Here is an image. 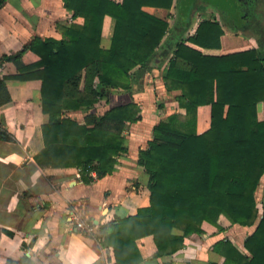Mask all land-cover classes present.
I'll return each instance as SVG.
<instances>
[{"label": "trees", "instance_id": "trees-1", "mask_svg": "<svg viewBox=\"0 0 264 264\" xmlns=\"http://www.w3.org/2000/svg\"><path fill=\"white\" fill-rule=\"evenodd\" d=\"M5 1L0 0V7ZM62 2L73 18H82L81 25L64 27L60 40L35 37L1 58L12 62L17 73L0 79V106L10 102L7 81L41 82L47 121L41 126L44 146L34 158L37 166L77 169L85 184L112 174L117 159L127 153L123 133L141 120L140 109L130 102L102 114L91 110L110 90L131 94L135 85L140 90L144 76L164 66V88L176 93L177 110L153 126L151 140L138 152L137 164L148 177L149 205L100 226L101 246L112 249L113 264L155 263L182 249L185 238L201 235L203 223L222 231L218 219L223 216L231 225L256 226L243 242L245 253L227 239L213 245L222 264H264V185L260 215L256 199L264 174V121L256 109L264 103V0L247 1L255 23L251 31L228 30L253 39L257 48L220 56L204 54L220 49L226 31L219 20H203L192 35L185 32L192 2ZM145 8L167 13L160 18ZM106 16L114 27L109 47L103 48ZM176 26L185 28L176 34ZM28 51L39 57L37 63H21ZM202 106L210 107V123L198 135ZM76 111L84 112L82 123L67 116ZM144 238L155 249L147 260L137 247Z\"/></svg>", "mask_w": 264, "mask_h": 264}, {"label": "crops", "instance_id": "crops-1", "mask_svg": "<svg viewBox=\"0 0 264 264\" xmlns=\"http://www.w3.org/2000/svg\"><path fill=\"white\" fill-rule=\"evenodd\" d=\"M145 11L160 18L167 13L153 8ZM82 23V18H73L71 11L65 9L62 0H6L0 7V79L17 73L12 62L1 61L4 55L18 52L35 37L60 40L64 27ZM113 27L114 21L106 16L103 48L110 45ZM255 48L253 39L226 31L220 49L205 50L204 54L220 56ZM38 61L39 57L29 51L21 57L23 65ZM162 69L155 67L147 73L140 90L136 85L131 94L110 90L106 99L94 105L91 112L98 114L102 110V114L133 102L140 109L141 120L123 133L127 153L117 159L113 173L89 184L82 181L77 169L37 166L34 158L44 146L41 126L47 121L41 109V82L7 81L10 102L0 106V264L114 263L112 249L101 246L98 239L99 227L115 218L133 216L137 209L149 205L148 177L137 160L139 150L151 140L153 126L172 113L166 109L167 103L162 109L154 105L157 95L170 97L164 88ZM256 109L258 120L264 121V103ZM84 115L82 111L67 113L78 123L83 122ZM209 123L210 107H199L196 133L207 131ZM260 185L257 192H262L264 174ZM77 221L92 225L93 231L76 228ZM218 224L222 231L203 223V233L185 238L182 249L155 263L144 264H222L223 258L213 251V245L224 239L245 253L243 242L256 223L241 227L220 216ZM137 247L146 260L155 252L150 238L137 241Z\"/></svg>", "mask_w": 264, "mask_h": 264}, {"label": "rangeland", "instance_id": "rangeland-1", "mask_svg": "<svg viewBox=\"0 0 264 264\" xmlns=\"http://www.w3.org/2000/svg\"><path fill=\"white\" fill-rule=\"evenodd\" d=\"M188 2H192L191 5L193 8L192 17L188 20L189 25L185 31L188 34L189 33L193 34L194 28L196 29V27L198 26L197 24H199L201 21L212 18V17L219 20V22L222 24L225 31L227 32H228V29L225 28V26H228V27L230 26V28L232 29H240L242 27L250 28V25L252 24V22L247 20V17L243 15L242 14L243 12H241L240 10L243 7V3L245 4L243 0H239L240 9L238 11H239V15L241 16L240 22L237 21L239 18H237L236 20V18L232 16L235 14L238 15L237 10H236V7H237L236 0H180V4L182 3V5L184 3L187 4ZM217 10H219V12ZM219 13H222V15L220 16ZM174 15H175V11L172 9L170 11V16H174ZM169 21H170V24H172V20L169 19ZM175 28H176L175 33L178 34L179 32L182 31L183 27L176 26ZM169 95H170L169 98L165 96L157 95V98L154 103L155 108L156 109L165 108V103H167L169 105H167L166 109H170L169 111L172 113L176 111L177 105L173 101V94H169ZM100 108H103V106L102 105L99 106V109ZM101 112L102 110L97 111L98 114ZM159 115L161 116V114ZM256 199H257L258 209H260L261 208V204H260L261 192H256Z\"/></svg>", "mask_w": 264, "mask_h": 264}, {"label": "flooded vegetation", "instance_id": "flooded-vegetation-1", "mask_svg": "<svg viewBox=\"0 0 264 264\" xmlns=\"http://www.w3.org/2000/svg\"><path fill=\"white\" fill-rule=\"evenodd\" d=\"M247 1L248 0H243V2H245V4L242 2L243 3V7L240 9L239 0H236V2H237L236 10H237L238 15L235 14V15H232V16H234V18H236V20H237V18H239L237 21L240 22V19H241L240 17L241 16L239 15V11H238L240 9L241 12H243L242 14L247 17V20H249V21L252 22V24L250 25V28H244V27H242L240 29H232V28H230V26L229 27L228 26H225V28H227L228 30H230L232 32H237L239 34L242 33V32H249V31H251L253 29V26L255 25L254 18L252 16L251 12H249V10H247V6H246L247 5ZM245 6H246V9H245Z\"/></svg>", "mask_w": 264, "mask_h": 264}, {"label": "built area", "instance_id": "built-area-1", "mask_svg": "<svg viewBox=\"0 0 264 264\" xmlns=\"http://www.w3.org/2000/svg\"><path fill=\"white\" fill-rule=\"evenodd\" d=\"M76 228L80 229V230H86L88 232H92L93 231V226L89 225V224H85L84 222L82 221H77L76 222Z\"/></svg>", "mask_w": 264, "mask_h": 264}]
</instances>
